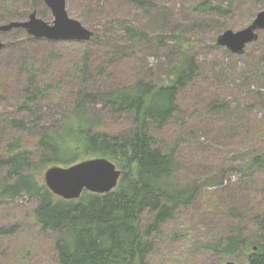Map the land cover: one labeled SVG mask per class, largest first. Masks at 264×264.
<instances>
[{
	"label": "rangeland",
	"instance_id": "1",
	"mask_svg": "<svg viewBox=\"0 0 264 264\" xmlns=\"http://www.w3.org/2000/svg\"><path fill=\"white\" fill-rule=\"evenodd\" d=\"M142 1L150 6L65 0L68 18L92 33L87 42L37 39L23 29L0 34V159L8 143L20 139L36 163L43 153L35 144L43 133L57 132L81 106L96 132L134 133L133 115L97 95L138 82L167 84L180 58L174 38L181 37L198 73L177 90L179 111L155 136L174 149L175 183L197 192L193 204L179 206L173 220L145 237L151 246L147 263L248 264V245L261 243L256 218L264 215V167L244 172L264 155V28L241 54L217 39L247 28L264 11V0ZM206 4L227 14L200 10ZM32 13L49 25L54 20L44 0H0V26L28 22ZM127 30L144 37L134 42ZM36 88L43 95L31 94ZM46 170L36 178L44 182ZM33 205L24 195L0 203V264H57L52 245L58 237L39 233L30 216ZM151 221L144 213L140 230ZM229 234L247 243L235 255L220 251Z\"/></svg>",
	"mask_w": 264,
	"mask_h": 264
},
{
	"label": "trees",
	"instance_id": "2",
	"mask_svg": "<svg viewBox=\"0 0 264 264\" xmlns=\"http://www.w3.org/2000/svg\"><path fill=\"white\" fill-rule=\"evenodd\" d=\"M135 1L140 7L150 6L142 0ZM200 10L227 14L207 4ZM3 12L7 14L5 9ZM6 21L10 20L6 17ZM126 34L134 42L144 37L133 30ZM174 39L181 49L180 58L171 69L167 84L138 82L97 95L114 110L133 115L134 133L119 137L96 132V124L83 115L81 106L59 124L57 132L43 133L35 144L43 153L36 163L20 139L5 148L0 159V203L22 195L33 202L30 216L39 233L58 237L52 245L57 264H148L151 246L145 237L173 220L179 206L193 204L197 190L175 183L174 149L162 145L155 136L179 111L177 90L190 84L198 73L195 61L186 53L189 45L181 37ZM31 94L40 96L43 92L36 88ZM85 156L107 159L121 172L114 190L102 195L84 191L78 199L68 201L53 195L35 176L51 167H70ZM263 167L264 155L247 163L244 172ZM144 213L152 215V221L140 230ZM256 222L260 225L261 243L248 245V264H264V215ZM241 245H247L244 239L229 234L223 238L220 251L235 255Z\"/></svg>",
	"mask_w": 264,
	"mask_h": 264
},
{
	"label": "water",
	"instance_id": "3",
	"mask_svg": "<svg viewBox=\"0 0 264 264\" xmlns=\"http://www.w3.org/2000/svg\"><path fill=\"white\" fill-rule=\"evenodd\" d=\"M53 17L51 25L29 16L28 22H9L0 26V34L14 29H23L34 38L48 41L87 42L92 33L77 21L69 19L65 11V0H44ZM264 28V11L259 12L252 23L236 33L226 31L217 39V44L226 47L234 54H241L244 47L257 38V31ZM4 44L0 41V51ZM1 98V97H0ZM121 172L113 163L104 158L88 159L70 167H51L43 175L46 188L63 200H76L84 191L93 194H106L117 187ZM255 249V248H254ZM225 264H236L226 262Z\"/></svg>",
	"mask_w": 264,
	"mask_h": 264
}]
</instances>
